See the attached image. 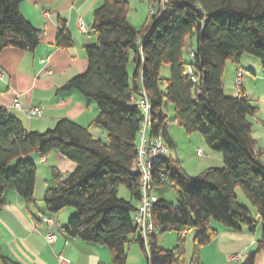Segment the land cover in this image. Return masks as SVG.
<instances>
[{"label": "trees", "instance_id": "obj_1", "mask_svg": "<svg viewBox=\"0 0 264 264\" xmlns=\"http://www.w3.org/2000/svg\"><path fill=\"white\" fill-rule=\"evenodd\" d=\"M24 1L0 0V55L6 49L35 53L41 44V31L21 14ZM150 2L154 10L139 31L128 20L126 0H102L91 25L96 44L86 47L88 69L59 90H76L97 105L91 126L104 130L107 142L68 119L43 133L31 131L0 108V210L7 190L15 191L27 209L35 205L37 166L31 157L57 151L76 168L67 175L52 169L44 205L50 215L75 210L62 228L65 236L107 247L112 264H127L132 243L140 246L148 264H186L184 237L197 230L190 264H203L201 250L218 237L213 222L234 232L243 226L250 233L257 230L258 219L238 202V188L264 225V149L253 136L252 123L258 108L241 85L237 97L226 96L224 87L227 64L240 65L244 56L258 59L264 72V0H171L166 7L159 0ZM58 24L56 47H73L66 22L60 19ZM165 65L171 68L166 80L161 78ZM141 91L151 105L150 136H162L169 152L176 150L169 134L172 106L173 121L187 134H201L224 163L222 169L209 168L198 176L188 175L171 156L155 163L154 192L169 186L177 203L158 197L149 252L134 222L135 203L141 200L135 164L144 116L132 98L142 96ZM121 186L132 202L119 197ZM164 232L178 233L172 250L158 245L157 237ZM261 251L264 232L243 264H255ZM0 264L20 263L0 250Z\"/></svg>", "mask_w": 264, "mask_h": 264}, {"label": "crops", "instance_id": "obj_2", "mask_svg": "<svg viewBox=\"0 0 264 264\" xmlns=\"http://www.w3.org/2000/svg\"><path fill=\"white\" fill-rule=\"evenodd\" d=\"M101 5L102 0H26L21 4L24 19L41 31V44L35 53L6 49L0 55V108L17 118L26 129L43 133L53 129L59 120L68 119L89 127L95 139L107 140L104 130L91 126L98 114L97 105L76 90L59 92L70 79L88 69L86 47L96 44L91 25L94 11ZM60 19L66 22L73 38V47L69 49H59L55 45ZM81 23L86 31L80 29ZM260 66L244 56L240 65L233 64L228 70L237 77L240 70L243 72L241 86L258 108L257 116L252 119L253 136L258 140L259 148L264 149V72ZM225 94L237 97L239 91L227 93L225 89ZM15 101L22 105L23 111L14 107ZM32 107L43 110L42 118L28 117L27 112ZM31 158L35 164L50 166L51 174L53 168L61 172L67 165L65 157L57 151L46 157L33 155ZM262 161L264 163V155ZM38 174L39 168L37 178ZM67 174L69 172L64 175ZM50 181L47 182L48 187L52 185ZM38 186L37 180L35 194ZM237 197L241 203L239 195ZM125 199L133 201L130 193ZM241 205L248 207L245 202ZM39 209H27L24 200L15 191L5 192L0 210V250L5 257L20 264H59L60 258L66 259L67 264H112L107 247L85 243L62 233V228L75 214L74 209H66L57 215L44 213L42 207ZM254 215L259 220L256 210ZM45 218H52L56 223L57 241L54 244L47 242ZM212 226L218 231V237L201 250L203 264H243L248 255L256 251L257 242L262 239L261 233L253 236L245 226L241 232L226 229L221 224ZM195 234L196 231L185 234L189 238L186 264H190L193 256ZM234 255H241L242 258L230 262L229 257ZM255 264H264V251L257 254Z\"/></svg>", "mask_w": 264, "mask_h": 264}, {"label": "rangeland", "instance_id": "obj_3", "mask_svg": "<svg viewBox=\"0 0 264 264\" xmlns=\"http://www.w3.org/2000/svg\"><path fill=\"white\" fill-rule=\"evenodd\" d=\"M126 1L129 3L128 20L131 24H133L136 27L137 30L141 31L148 22L150 14H152L154 10L151 7V2L150 0H126ZM195 45L196 44L194 41V46ZM184 56H185V60L187 62H190V54L188 53L187 50L184 51ZM246 57L251 59V61H256L257 64L261 65V62L258 59L252 56H246ZM232 66H233L232 63H228L224 74V87L227 93L229 91H239L238 86L241 85V83L238 84L237 75L235 73H230L228 70ZM134 69H135L134 65H131L129 67V73L131 77L134 73ZM170 76H171V68L169 65H165L162 70L161 78L166 80L170 78ZM168 115L170 118L169 134L176 145V150H170V152L166 155L167 157L171 156L174 159H177L180 162L182 168L190 176H198L209 168L222 169L224 167L222 154L213 150L207 144V142L205 141V139L201 134L199 133L187 134V132L183 128H181L177 123L173 121L174 113L172 106L168 110ZM105 142H107V140ZM200 149L204 152V156L202 158L198 157L197 155V152ZM64 161L67 163V165L65 168L61 169V173L66 174V172H69V174H71L72 172H74L76 168L75 163L66 158ZM36 166L37 168H39V174L37 178L39 186L37 188L36 194H34V199L36 203L32 207L33 209H35V211L41 210L39 208L42 207L44 210L42 211L45 213L44 196H45V191L48 188L47 182L50 180L52 181V174L50 169L51 167L48 165L42 166L41 164H36ZM236 192L237 195H239L240 202L241 203L245 202L248 206L246 208L251 209L253 213V217L256 218V215H254V210L256 209L251 204V202L246 198L243 191L240 188H238ZM154 193L159 198L160 197L165 198L167 201L172 202L174 204L177 203L176 191L169 186L158 188ZM126 194H129V191L125 187L121 186L119 190V197L126 198ZM67 209L70 210L72 208H67ZM257 221H258V227L256 232L250 234L254 236L261 233L262 234L261 238H262L264 232V225L262 221L259 220ZM213 225H219V224L213 222ZM195 231L197 234L198 233L197 230H191L190 232L192 233ZM188 239L189 238L187 236L184 237L186 249H187ZM157 241L161 249L172 250L178 243V233L164 232L158 235ZM127 255H128L127 264H147L146 255L137 243H132L127 248Z\"/></svg>", "mask_w": 264, "mask_h": 264}, {"label": "built area", "instance_id": "obj_4", "mask_svg": "<svg viewBox=\"0 0 264 264\" xmlns=\"http://www.w3.org/2000/svg\"><path fill=\"white\" fill-rule=\"evenodd\" d=\"M160 2L163 7H166L171 0H160ZM80 29L82 31L87 30L82 23L80 24ZM242 73V70L238 73V84L241 83ZM192 80L195 81V78L192 77ZM141 94L142 96L139 98H132V102L137 104L144 116L137 147L138 159L135 164V169L141 177V200L134 214V222L139 229L140 236L146 250L149 252L151 248L150 236L156 232L152 209L154 204L158 201V197L154 193V165L169 153V148L162 136L152 137L149 135L152 126L150 121L151 105L147 95L143 91H141ZM14 107L23 111V107L18 101H15ZM27 113L30 119H40L43 116V110L39 107H32ZM197 154L199 157H202L203 151L200 149ZM44 223L48 227V233L46 235L47 242L49 244H54L57 241V235L55 232L56 223L52 218H45ZM241 258V255H234L229 257V261L234 262L240 260ZM67 263L66 259L60 258L59 264Z\"/></svg>", "mask_w": 264, "mask_h": 264}]
</instances>
